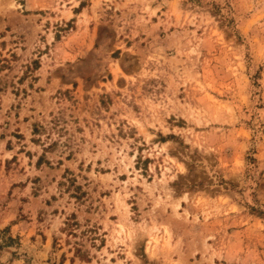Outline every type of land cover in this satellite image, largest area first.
I'll list each match as a JSON object with an SVG mask.
<instances>
[{"label": "rangeland", "instance_id": "obj_1", "mask_svg": "<svg viewBox=\"0 0 264 264\" xmlns=\"http://www.w3.org/2000/svg\"><path fill=\"white\" fill-rule=\"evenodd\" d=\"M0 264H264V0H0Z\"/></svg>", "mask_w": 264, "mask_h": 264}]
</instances>
